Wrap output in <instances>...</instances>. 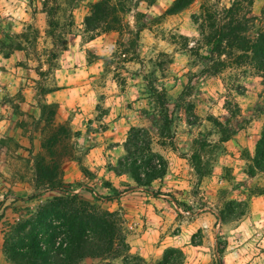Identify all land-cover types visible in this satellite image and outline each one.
<instances>
[{
	"label": "rangeland",
	"instance_id": "rangeland-1",
	"mask_svg": "<svg viewBox=\"0 0 264 264\" xmlns=\"http://www.w3.org/2000/svg\"><path fill=\"white\" fill-rule=\"evenodd\" d=\"M97 1L0 0L2 252L10 225L63 194L36 184L35 161L49 160L46 145L57 132L61 143L54 151L63 161L58 176L64 187L118 212L129 245L147 230L140 244L150 254L147 264L163 258L166 236H179L184 264H218L219 259L264 264V221L259 220L264 213L258 200L264 174L247 173L264 121L261 79L248 64H236L237 51L202 62L211 51V30L200 19L206 0H194L173 15L166 12L175 0H121L128 9L121 14V30L93 34L84 19ZM211 1L224 8L233 0ZM244 5L257 17L248 24V34L256 36L264 31V0ZM46 10L59 23L53 36ZM61 36L63 46H54ZM60 89L68 90L69 102L65 107L51 103L40 119L46 94ZM85 95L88 100H81ZM132 126L149 131L152 148L168 163L166 175L142 194L128 193L138 188L130 175L117 177L110 170L124 155ZM222 131L229 135L225 142ZM108 184L123 195L99 198L112 194ZM231 201L245 204V214L223 222L219 218ZM193 235L199 247L192 245ZM123 259L94 264H122Z\"/></svg>",
	"mask_w": 264,
	"mask_h": 264
},
{
	"label": "trees",
	"instance_id": "trees-1",
	"mask_svg": "<svg viewBox=\"0 0 264 264\" xmlns=\"http://www.w3.org/2000/svg\"><path fill=\"white\" fill-rule=\"evenodd\" d=\"M193 2L194 0H175L166 14L180 13ZM120 3L121 0L116 2L99 0L92 4L89 14L84 19L87 32L98 34L96 32L100 30L104 33L121 30L123 27L121 14L128 9ZM246 3L250 6L253 0L249 2L233 0L230 7L224 8H219L211 0L205 1L201 7L200 19L211 30L207 36V46L211 51L209 54H203L201 58L204 64H208L216 57H221L227 50L231 53L237 51L240 61L236 64H248L261 79L264 87V31H260L256 36L248 34L249 22L257 17L247 9L244 5ZM46 4L45 1L44 5ZM57 8L54 7L53 11H57ZM51 11L46 10V13L49 16V26L53 36L59 23L55 19L56 15ZM68 17V26L73 27V15L70 14ZM262 20L264 22V15ZM64 41L61 36L54 46L61 47ZM53 56L56 54L53 53ZM50 106L52 104L41 105L40 119L45 117ZM54 116L55 112L50 111L49 117ZM49 117L48 120H51ZM222 138L225 142L229 139V135L222 131ZM60 143L58 133H53L46 145L50 154L49 160L45 156H39L35 161V172L38 188L60 191L63 194L54 196L29 218L10 225L5 232L3 242L6 259L12 264H82L87 259L108 260L109 257L114 259L123 257L122 264H147L144 257L132 253L118 212L103 209L64 187L62 178L58 176L63 161L55 158L54 151ZM152 144L153 140L147 129L132 126L123 144L124 155L110 170L117 176L130 175L138 188L148 190L154 181L166 175L168 169L167 160L161 153L154 151ZM195 169L201 174L198 163H195ZM258 172L264 173V121L254 155L249 160L247 168L250 177H255ZM108 188L112 194L99 198L112 200L122 194L110 184ZM153 195L158 197L163 194L153 193ZM175 202L179 204V201ZM245 206L243 203L231 201L226 205V212H223L219 219L227 222L230 220L229 216H232V219L239 218L245 214ZM237 207L240 211H237ZM227 213L228 217H226ZM192 245H200L195 241V235L192 236ZM218 250L220 254L223 253L222 248ZM157 264H184V251L181 248L169 247L165 249L163 258ZM218 264H224L222 259H219Z\"/></svg>",
	"mask_w": 264,
	"mask_h": 264
},
{
	"label": "crops",
	"instance_id": "crops-1",
	"mask_svg": "<svg viewBox=\"0 0 264 264\" xmlns=\"http://www.w3.org/2000/svg\"><path fill=\"white\" fill-rule=\"evenodd\" d=\"M87 91H89V89H87ZM68 94H69V92L66 89H60V90L52 91V92H49L46 94L45 101L48 104L58 103V104H60V106L65 107L66 104L69 102ZM88 97L85 95V96L81 97V100H83V99L88 100ZM262 174H264V173H262ZM117 177H121V176H117ZM141 190L142 189L137 188V189H133L131 191H128V193L142 194L144 192V189L142 191ZM124 194H125V192H124ZM122 195H123V193L120 196H122ZM259 197L260 198H258V200L262 205L261 213H264V194L260 195ZM260 219H261V221H264V216L261 215V218H259V220ZM208 226H211V224H209ZM150 229L151 228H148V230H150ZM146 232L148 233V231L146 230L142 234H138V235L134 236L135 240L133 242H130V247H131L132 252H137L142 257L148 259L150 256V254H148L146 252V250H148V249L147 248L144 249V248L140 247V244H143V240L146 238V235H145ZM178 239H179V236H174V237L166 236V238H165L166 245H164L163 248L182 246L178 242ZM194 247H199V246H194ZM95 262H96V259H87L82 264H94ZM0 264H12L4 256V254L2 252V246H0Z\"/></svg>",
	"mask_w": 264,
	"mask_h": 264
}]
</instances>
